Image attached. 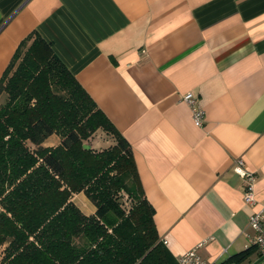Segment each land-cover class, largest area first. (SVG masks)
Returning a JSON list of instances; mask_svg holds the SVG:
<instances>
[{
  "label": "crops",
  "instance_id": "1",
  "mask_svg": "<svg viewBox=\"0 0 264 264\" xmlns=\"http://www.w3.org/2000/svg\"><path fill=\"white\" fill-rule=\"evenodd\" d=\"M32 33L130 143L177 259L203 243L204 260L227 264L253 247L254 210L233 164L243 159L257 175L261 204L264 0H0V80ZM189 92L206 111L203 127L182 100ZM59 143L54 135L44 146ZM73 201L95 214L85 194Z\"/></svg>",
  "mask_w": 264,
  "mask_h": 264
},
{
  "label": "trees",
  "instance_id": "2",
  "mask_svg": "<svg viewBox=\"0 0 264 264\" xmlns=\"http://www.w3.org/2000/svg\"><path fill=\"white\" fill-rule=\"evenodd\" d=\"M99 131L113 144L86 150ZM54 135L59 145L44 146ZM81 193L95 214L75 204ZM154 216L130 143L52 46L30 34L0 80V264H180Z\"/></svg>",
  "mask_w": 264,
  "mask_h": 264
},
{
  "label": "built area",
  "instance_id": "3",
  "mask_svg": "<svg viewBox=\"0 0 264 264\" xmlns=\"http://www.w3.org/2000/svg\"><path fill=\"white\" fill-rule=\"evenodd\" d=\"M182 100L190 107L193 120L198 127H203L206 122V111L200 103L198 97L189 92L182 97ZM233 171L243 179V199L245 204L254 210L250 216L249 224L254 232L252 238L253 246L256 248L259 258L264 264V201L259 204L256 199L255 186L257 175L247 170L246 162L243 159L235 160ZM166 245L167 242L163 241ZM203 246L200 244L196 249L187 252L178 258L180 264H213L204 260L198 253V249Z\"/></svg>",
  "mask_w": 264,
  "mask_h": 264
},
{
  "label": "rangeland",
  "instance_id": "4",
  "mask_svg": "<svg viewBox=\"0 0 264 264\" xmlns=\"http://www.w3.org/2000/svg\"><path fill=\"white\" fill-rule=\"evenodd\" d=\"M5 101V97L2 99V103ZM85 144L91 146V149L101 151L103 149L108 148L113 144V139L107 135L103 131H99L96 134H94L88 141L85 142ZM77 205L80 206L81 202L80 199L76 200ZM250 261L257 263H262L263 259L259 258V256H254L250 259ZM252 262H245L244 264H251Z\"/></svg>",
  "mask_w": 264,
  "mask_h": 264
},
{
  "label": "water",
  "instance_id": "5",
  "mask_svg": "<svg viewBox=\"0 0 264 264\" xmlns=\"http://www.w3.org/2000/svg\"><path fill=\"white\" fill-rule=\"evenodd\" d=\"M84 148H85L86 150H89V149H91V146L85 144V145H84Z\"/></svg>",
  "mask_w": 264,
  "mask_h": 264
}]
</instances>
